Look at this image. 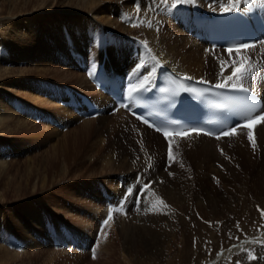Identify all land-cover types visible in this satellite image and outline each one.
I'll list each match as a JSON object with an SVG mask.
<instances>
[{
  "label": "bare ground",
  "instance_id": "obj_1",
  "mask_svg": "<svg viewBox=\"0 0 264 264\" xmlns=\"http://www.w3.org/2000/svg\"><path fill=\"white\" fill-rule=\"evenodd\" d=\"M10 1L14 3L12 5L17 6L18 0ZM30 1L31 0H25V3L27 4ZM252 1L256 2L258 5H264V0ZM37 2L45 4L47 0H37ZM168 2H166V0H137V6L140 7L142 13L151 23L150 28H145L146 24L138 31L141 36L146 37L147 40L150 41L153 47V50H151L149 45L150 53L145 51V54L143 44H141L143 41L140 42V45V40L134 37L133 40L136 41V43L132 40V43L128 42L122 46L120 45L121 47L118 50L119 56H110L107 52H103L102 50L105 57L102 55L104 60L102 59V62L98 61L96 64L98 69L101 68L110 75L121 77L127 89H132L146 83V78L148 77H150L151 81H154L156 73L162 66H168L182 75L210 81L216 84L222 82L224 77L231 75V68H229L228 65H232L242 59H247L258 69L264 68V64L261 63V61L264 60L263 43L256 46L254 51L244 50L239 54L236 52L230 54L222 49L206 52L204 47L196 45V41L187 36V33L183 31L178 20L180 12L187 11L191 14L194 9L195 11L204 10L209 14L222 12L217 4V0L216 2H214V0H196L195 3H184L181 6L175 7L172 6L174 0H168ZM229 2L230 0H223L225 4ZM244 2L245 0H240L239 5ZM107 3V0H71L68 4L74 8L73 11H65L62 7V5L64 6L63 3H60L57 11L63 13V16L60 14L61 17H68V20H73L70 19V15L78 16L80 19L76 18L80 20L79 22L84 26H88L87 23H91L92 20L98 23L100 19H103L102 17L106 14L105 10L109 8V6H106ZM135 4L136 3H134V5ZM128 5L129 2L119 6L122 9H126ZM64 13L67 14L64 15ZM103 13L105 14L100 17ZM8 19H10V17L6 20ZM108 19L109 18H107V20ZM64 25L62 27H64ZM8 28L15 31L8 22H0V36L4 34L3 37H7L6 33L8 32ZM97 28H99V26ZM15 32H17V30ZM60 35L64 37L62 33ZM106 36L108 35L106 34ZM63 37L61 38L63 39ZM9 38H11L9 35L8 39L4 38L0 42V47L5 40H7V43L13 42L15 45L10 47L12 49H9V54H13V51L17 48L15 39L20 38L16 37V35L11 40H9ZM129 46L131 48H129ZM76 48L77 47L74 48L75 51H77ZM114 52H116V50ZM7 54L6 47L4 51H0V90H4L2 89L3 86L8 88L7 85L13 78L12 74L16 72L15 70L14 72L11 70V67H13L11 66L13 57L9 55L11 57L9 58ZM210 54L218 55L217 60L211 59ZM240 54L245 55L242 57H230L231 55ZM225 56H227V59ZM139 59H141L140 62H138ZM143 60H146L145 64H141ZM222 64L226 67L223 76L220 74ZM140 65H144V67H140ZM191 66H194L196 71L192 72L190 69ZM36 68L38 69H33L28 72L37 71L44 73L45 69L50 67H43L40 65ZM207 70L213 71L214 79L211 80V78H206L209 77ZM71 74V76L76 79L74 82L76 88L84 84L85 81H82L83 76L78 73ZM29 79V82L36 81L33 78ZM83 79H85V77ZM12 82H14V80H12ZM233 83H235V81H233ZM245 84L257 88L264 94V73L257 72L256 75L246 80L244 82V85ZM87 85L80 88L85 92L87 90L86 88L89 89V87H86ZM39 90L41 89H38V91ZM92 90L94 93L93 99L101 110L99 113V122L105 124V127L110 131V137L107 139L106 143L101 139L98 143L90 144L91 146L88 148L90 142L89 137L93 134H98L99 131L95 126L90 127L97 121L93 119L84 124L86 129L81 131L83 136L73 135L75 139L74 142L69 144L62 143V145H60V150L62 151L61 155L64 156L63 159L65 162L68 160L72 162L74 160L76 163L80 164L79 160L81 159L82 161V158L86 157L87 159H83L85 160L84 164L86 166L85 174H87V172L88 174L90 173L93 176L92 179L95 178L96 181L99 177L107 178L108 176H112V171H114V173L118 172V178L121 176L124 177V186L118 187V185H110L111 190H107L108 196L105 200H103L100 192L94 187L93 193L91 194V197H93V206L101 207V203L107 202L108 199L110 200V206L114 204L116 197L120 198L127 185L136 183L138 174L141 175L142 183L145 182L146 179L152 180V186L147 190L146 194L144 192L142 195L144 198L141 203L142 206L137 210L139 213L136 215H133L134 213L129 214L130 207L127 209L122 206L120 207L119 213L118 211L113 212V219L109 222V225L113 228L115 224V228L120 233V238L124 241L128 235L135 237L143 222L146 223L149 221L151 227H153L154 222L157 223L159 219H157V215L161 218V211L153 209H157L159 205H157L158 198L161 197V195L164 197V194L167 193L170 196L167 199H174L176 204L181 205L186 204L185 200L187 197H195L194 199L196 201L193 199L192 203H189L190 206H188V211H185L187 214H181L178 208L167 211L165 209L166 214L163 213L165 220L169 221V218L174 219L173 223L169 221L168 230L176 227V220L178 221V225L181 226V229L178 231L176 229V233L171 230L174 240L171 238L172 241H170L166 249L168 250V248H172L173 245H175L174 251L175 253L177 251L179 255L178 260L180 264H264V120L254 127L240 128L235 135L231 137H222L219 140L199 133H192L186 137L164 138L160 134L138 123L123 110L119 109L116 113H112L111 110L114 108V104L107 95L96 90L94 86ZM41 92L36 96L37 98L39 96L44 98H40L43 100L37 107L40 108L43 103H51L52 106H55L54 108L59 111L61 106L59 105L58 107L55 103H52L50 100L51 94L44 93V95H41ZM23 95L24 97L33 99L27 92L23 93ZM15 102L16 101L9 96L8 91L5 93L0 92V108H3V110H0V134L2 136L0 138L4 142L12 141L10 140L11 138H18V135H26L31 133L30 130H38L39 128L36 124L29 127L30 123H26V120L19 122L17 128H12L10 126L9 121L7 122L10 118V109H8L10 105L7 104H13ZM81 105L82 108L85 109V104ZM63 109L66 111V107ZM36 126H38V128ZM113 133H116L114 138L111 137ZM250 133L255 140V147H253L252 142L248 139ZM77 139L80 140L79 143L76 141ZM169 139L172 141L171 160L167 158L166 154ZM107 145L113 147L116 152L115 158L118 161L114 158L115 161H112L113 166L107 165L108 167L103 163L105 165L104 171H110V173L103 174V172L97 171L95 164L98 163V158L107 149ZM8 157L6 155V149L0 148V171H5L11 166V161L9 162ZM57 159V153L52 155V157L46 158V161L43 160L42 157L36 159L37 166L36 169L32 171H36V174L39 173L42 175V183L44 185L42 187L44 188L46 187V174L43 175V173L50 168V166L54 168V175L49 174L50 177L57 176L58 178V176L67 173L65 166H59L57 164ZM111 159L112 158L108 156L106 164H109ZM64 161L63 163H65ZM215 164H217L218 169L214 168ZM83 165L80 166L83 167ZM213 168L217 171L219 176L221 175L220 180H222L226 188L225 193L222 195L223 198L217 197V192L220 188L216 187V184L207 176V173L209 174ZM32 175L33 173H31V177L28 178V181L30 178L34 177L35 172L34 175ZM55 182L56 181L52 182L54 188L56 187ZM139 184L137 187H139ZM37 186L34 185V188ZM132 196H134V194ZM96 202L97 204H95ZM53 206L58 212L57 214L60 212L63 214V211L67 214L69 209H72H63V206L60 208L58 202ZM111 211V207L107 209L104 208L103 215L107 218V214ZM134 211L136 213V210ZM188 215H191L190 220H187ZM85 221L88 222L86 224L84 222L82 223L83 225L79 230L81 234L77 235V242L83 247L92 244L93 241L90 242V240L95 239L97 232V226L93 225L91 227L93 221ZM131 222L132 224L134 222L140 224L132 229L133 226ZM108 232V229H105V233L100 234L98 240L99 246H96V248L99 252L105 248L108 250V253L110 252L109 255H113L116 253L114 252L115 249L114 251L112 250L116 243L115 245L111 241H107L109 243H106L107 236L105 235L108 234ZM179 235L182 238L180 242H178ZM154 238L157 239V234L154 232L151 234L149 231L143 235L140 242L131 244L130 264H159L160 258L164 259L169 255V253L166 254V251L163 249L159 251L157 243L151 241V239ZM71 251L72 250H70V252ZM147 254H150L149 258L145 257ZM6 259L8 260V253L4 255L3 260ZM9 259L12 258L9 257Z\"/></svg>",
  "mask_w": 264,
  "mask_h": 264
},
{
  "label": "rangeland",
  "instance_id": "obj_2",
  "mask_svg": "<svg viewBox=\"0 0 264 264\" xmlns=\"http://www.w3.org/2000/svg\"><path fill=\"white\" fill-rule=\"evenodd\" d=\"M69 1L71 0H47V3L40 4L37 0H31L26 4L25 0H18L17 6H14L12 5L14 3L10 0H0V22H8L15 31L17 30V32H15L8 28V32L6 33L7 37H3L4 34L0 36V42L4 38L8 39V35L11 36L9 40L13 39L15 35L20 38L15 39L17 48L15 50L13 49V54H9V49H12L10 47L15 45L13 42L7 43V40H5L3 43L4 45L2 44L0 47V51H4L6 47L7 56L9 58L13 57V61L11 62V66L13 67H11V70L17 72V74L16 72L12 74L13 78L10 80L11 83L9 82L7 85L8 88L3 86L2 89L4 90H0L2 93L8 91L9 96L16 101L13 104H11L12 102L7 104L10 105L8 108L10 109V111L8 110L10 112V118L7 122L9 121L12 128H17L19 122L22 120H26V123H30L29 127L34 124L39 126V128L36 126L38 130H30L31 133L18 135V138H11L10 140L12 141L9 142H4L0 138V148L6 149V155L7 157L9 156L8 160L9 162L11 161V166L7 170L0 171V264H130L131 244L140 242L143 235L149 231L151 234L152 232L157 234V239L154 238L151 239V241L157 243L159 251L163 249L166 251V254L169 253L164 259L160 258L159 264H180L178 260L179 255L177 251L176 253L174 251L175 245H173L172 248H168V250L166 249L170 241H172L171 238L173 237V233L171 230L176 233V229L178 231L181 229V226L178 225V221L176 220V227L168 230V223H173L174 219L169 218L170 222L165 220L163 213L166 214L165 212L167 210L178 208L181 214H187L185 211H188V206H190L189 203H192L195 197H187L185 200L186 204L181 205L176 204L174 199H167L170 197L169 194H164V197L161 195V197L158 198L157 205H159L155 210H160V216L162 215L163 217L161 216L160 218L157 215V219L159 218L160 220L158 219L157 223L154 222L153 227H151L149 221L146 223L143 222L135 237L128 235L123 241V239L120 238V233L115 228V224L113 228H111L109 225L110 221L107 225H103L101 221L106 218L103 215L104 208L107 209L111 207V210H114L113 204L110 206L107 202H102L101 207L93 206V197H91L94 187L101 194L102 190H100V188L105 186L104 189L108 195L107 190H111L110 185H118V172L114 173V171H112V176H108L107 178L99 177L96 181L95 178L92 179L93 176L90 173L88 174L87 172L88 175L85 174L86 166L84 164L85 160L83 159H87L86 157L82 158V161L80 159L79 164L74 160L72 162L71 160L65 162L63 159L64 156L61 155L62 151L60 150V145H62V143L69 144L74 142L75 139L73 137L75 135L83 136L81 131L86 129L84 124L87 121L90 122L96 119L97 121L90 127L95 126V128L99 130L98 134L92 133L93 135L89 137L90 142L88 148L91 146L90 144L98 143L101 139L106 143L107 139L110 137V131L105 127V124L99 122L100 114L96 118H79L72 112V109H74L72 106L73 102L80 99V104L76 103V106L82 108L81 104H85L82 100L87 97V94H91L92 97L94 96L92 90L93 85L88 79L91 73L90 69L92 63L96 62L95 64H97L98 61L102 62V59L104 60L105 57L103 52H107L110 56H119V48L128 42L132 43L134 37L140 40L139 44L143 41L141 44H143L144 52L150 53L149 45L151 50H153L150 41H148L146 37L141 36L138 32L141 27H144L146 24L145 28H150L148 26L150 21L142 13L140 7L137 6V0H107L108 3L106 6H109V8L105 10L106 14L103 13L100 16L102 17L105 14L102 17L103 19H100L98 23L91 19V23H87L88 26L81 24L78 16L70 15V19L73 20H68L69 18L67 16L64 17L68 19L60 16V14L63 16V13L57 11L60 3L64 4L62 7L65 11H73L74 8L69 6ZM128 2L129 5L128 8H126L127 10L120 8L119 5ZM134 3L136 4L134 5ZM193 12H195V9ZM200 12L205 11L201 10ZM66 14L67 13H64V15ZM8 17H10V19L6 20ZM107 18H109V21ZM101 21L104 24H102ZM133 24H138L139 26H133ZM63 25L64 27H62ZM98 26L99 28H97ZM61 33L64 37L60 35ZM106 34L108 36H106ZM61 37H63V39ZM134 43H136V41H134ZM195 44L198 45L197 43ZM75 47H77V51L74 50ZM129 48L131 47L129 46ZM115 50L116 52H114ZM9 55H11V57ZM243 55L244 54H240L237 56L242 57ZM210 56L213 60H217L218 58V55L215 54H210ZM225 58L227 59V56H225ZM140 60L141 59H139L138 62H140ZM79 61H84L85 64H82V67H80L78 64ZM145 62L146 60H143L141 64H145ZM40 65L50 68H46L44 73L37 71L28 72L33 69L37 70L38 68L36 67ZM83 66H86L87 70L82 69ZM97 69L98 67L96 66V70ZM190 69L192 72L196 71L194 66H191ZM71 73H78L83 76V78L85 77V79L82 78V81L86 83L84 82V84L81 85L85 86L88 83L86 87H89V89L86 88L87 90L84 92L80 88L82 86L76 88L74 85L76 79L71 76ZM207 73L209 77L206 78H211V80L214 79L213 71L207 70ZM29 78H33L36 81L29 82ZM12 80H14V82H12ZM38 89L41 90L38 91ZM26 92L30 94L33 99L24 97L23 93ZM40 92L42 93L41 95L50 93V100L52 103H55L58 107L59 105L61 106L59 111L55 109V106L53 107L51 103H43L41 107L38 108V104L42 103L43 100L40 98H44L41 96L37 98L36 95H39ZM61 100L64 101L63 105L61 104ZM67 104L68 107L70 106L69 108ZM64 107H66V111L63 109ZM0 110H3V108H0ZM114 136H116V133L111 135L113 138ZM0 137H2L1 134ZM76 141L78 143L80 142L78 139ZM55 153L58 154L57 164L59 166H65L69 175L66 173V178L65 175L58 176V178L57 176L50 177V175H54V168L50 166V168L43 173V175L46 174V187L44 188L42 187L44 186L42 183V175L39 173L36 174V171L32 170L36 169V159L38 157H42V159L46 161V158L52 157ZM108 156L112 159L109 164H106ZM115 156L116 152L113 147L108 146L98 158L97 162L99 164H95L97 171L103 172V174L110 173V171H104V166H113L112 161H115ZM63 161L65 163H63ZM80 165H83L84 168ZM214 168L218 169L217 164H215ZM214 168L212 169L213 172L207 173V176L216 184V187L220 188L218 191L219 193L217 192V197L223 198L222 195L225 193L226 188L222 180H220L221 175L219 176ZM31 173H33L34 177L30 178L28 181V178L31 177ZM51 181H56L55 188ZM151 181V179H146V181L143 182L149 183L148 189L152 186ZM140 184H142V181ZM34 185L38 186L34 188ZM143 198L144 196H142L141 203L143 202ZM161 200L164 201L163 204L160 203ZM57 202L60 204V208L63 206V209H72H69L67 214H65L66 212L64 211V215L61 212L57 214L58 212L53 206ZM141 203L139 206H135V209L134 207H130L129 214L134 213L133 215H136L139 213L137 210L142 206ZM95 204H97V202ZM133 209L136 210V213ZM190 218L191 215H188L187 220H190ZM83 219L89 220L90 222L93 221L91 227L93 225L97 226L96 231L98 232H96L95 239L90 240V242L93 241L92 244L84 247L77 242V235L81 234L79 230L83 225L82 223L84 222L86 224L88 222ZM139 224L140 223L136 224L134 222L132 224L133 227L131 226L132 229ZM101 226L104 228L98 229L102 228ZM105 229L109 231L108 234L105 235L107 236L106 243L110 241L113 242L114 245L116 243V248L114 247L112 249L113 251L115 249L114 252L116 253L113 255L116 257L112 254L109 255L110 252L108 253V250L105 248L100 252L97 251L96 246H99L98 240L100 234H104ZM66 232L69 233V235H67ZM56 238L59 244L55 245L54 241ZM180 241H182V238L179 235L178 242ZM70 250H72V253ZM52 252L56 253L53 254ZM93 252H95V256H93ZM6 253H8V260H3ZM9 257L12 259H9ZM145 257L149 258L150 254H147Z\"/></svg>",
  "mask_w": 264,
  "mask_h": 264
},
{
  "label": "snow or ice",
  "instance_id": "obj_3",
  "mask_svg": "<svg viewBox=\"0 0 264 264\" xmlns=\"http://www.w3.org/2000/svg\"><path fill=\"white\" fill-rule=\"evenodd\" d=\"M166 2H168V0H166ZM196 0H174V2L172 3V6H181L184 3H195ZM239 2L240 0H230L229 3L225 4L223 3V0H217V4L220 7V10L222 12H233V11H238L239 10ZM246 2H251V0H246ZM127 22V21H126ZM142 22V21H141ZM133 26H139L138 24H133ZM149 27H151V23L148 24ZM255 45L254 44H241L238 47L235 48V52L237 54H239L241 52V50H255ZM228 52L231 54L233 52L232 48L228 49ZM262 64H264V60L261 61ZM140 67H144V65H140ZM229 68H231V75H228L226 77L223 78L222 82H219L217 84L214 85L215 88L218 89H226V88H231V89H239L241 91H248L249 89L244 87V82L246 80H249L250 77L254 76L257 74V72L260 73H264V68H257L255 65H253L252 63H250L247 59H242L240 61L235 62L232 65H228ZM226 71V67L222 64L221 65V76H223V73ZM91 75H95L96 74V64L95 62L92 63L91 65ZM139 78V77H138ZM147 79V83L143 84L141 86V89H132L131 91L133 92H137L142 90L143 88H146L148 84L151 83V79L150 77L146 78ZM185 79H191L190 77H185ZM233 81H235V83H233ZM207 83V82H205ZM127 107V106H126ZM214 107L219 108V109H230L233 107V102L231 101H227L225 100L224 102L215 104ZM241 107L244 109L245 111V116L243 117V119H248V113L251 112H260V113H264V104H260L257 105L256 102V97L253 96L250 100L249 103H246L244 105H241ZM144 123H148L147 120H144ZM234 123L239 124V120L235 121ZM157 131H159V129H157ZM192 132H197L199 133V129L196 128H192L191 129ZM209 135H211V133H208ZM236 134V128L235 127H230V130L228 131H221L220 135L216 136V139L219 140L221 139L222 136L225 137H231L233 135ZM171 133L169 132H165L164 136L165 137H171ZM180 135L182 136H186L188 135V133H180ZM248 139L252 142L253 147H255V140L253 139L251 133L249 134ZM167 152H168V158L171 160L172 158V141L171 139H169L168 141V147H167ZM148 185H144V189H145V194L147 193V189H148ZM129 197H131L133 195V193L131 191H129L128 193ZM161 204L164 203L163 200L160 201ZM155 210V209H153ZM126 214V213H125ZM113 219V215L111 212H109L107 214V219H105L103 221V225H107L109 221H111ZM93 256H95V252H93ZM250 258H254V257H250Z\"/></svg>",
  "mask_w": 264,
  "mask_h": 264
}]
</instances>
